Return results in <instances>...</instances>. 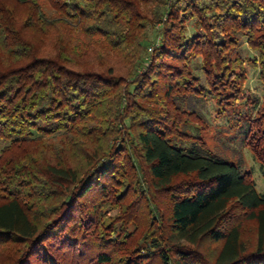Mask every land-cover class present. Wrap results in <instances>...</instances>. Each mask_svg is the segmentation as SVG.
<instances>
[{
    "label": "trees",
    "instance_id": "trees-1",
    "mask_svg": "<svg viewBox=\"0 0 264 264\" xmlns=\"http://www.w3.org/2000/svg\"><path fill=\"white\" fill-rule=\"evenodd\" d=\"M239 39L264 86V0H0V264H264V193L195 123L259 108ZM242 127L264 168V102Z\"/></svg>",
    "mask_w": 264,
    "mask_h": 264
},
{
    "label": "rangeland",
    "instance_id": "rangeland-1",
    "mask_svg": "<svg viewBox=\"0 0 264 264\" xmlns=\"http://www.w3.org/2000/svg\"><path fill=\"white\" fill-rule=\"evenodd\" d=\"M162 26V23L159 22L148 30L147 51L143 53V59L145 61L149 60L148 57L153 47L160 42V30ZM195 30H198L197 25L194 21H191L188 24V35H192ZM235 53L243 56L245 61L247 78L244 83V94L254 100H258L260 108L264 102V86L260 80V68L255 67L253 64L254 59L258 57V53L253 51L244 42V39H239V46L233 51L232 55L234 56ZM200 61L201 59L199 58L196 62L191 63L190 69L203 79L204 75L201 70ZM143 69L142 66L139 68V71H143ZM259 108L257 107L256 110L250 111L251 108L247 107L245 102H239L234 107L222 108L219 106L218 100L210 98L197 105L200 118L195 123L200 126V137L205 141L209 149L230 160H242L245 170L252 173L257 190L260 193H264V168L253 153L251 147L247 143H244L242 132L243 124L255 118ZM2 147L3 143L0 142V150ZM158 198L161 207L167 208V206L163 205L165 203L163 194H158ZM141 222L144 223L142 220ZM254 233L255 224L251 221H246L243 226V237L247 243H253ZM138 236H141V233ZM201 248L205 253L209 252L212 254L214 252L216 253V251L218 253L220 246L210 242H204Z\"/></svg>",
    "mask_w": 264,
    "mask_h": 264
}]
</instances>
